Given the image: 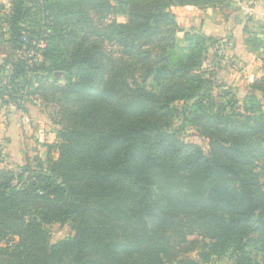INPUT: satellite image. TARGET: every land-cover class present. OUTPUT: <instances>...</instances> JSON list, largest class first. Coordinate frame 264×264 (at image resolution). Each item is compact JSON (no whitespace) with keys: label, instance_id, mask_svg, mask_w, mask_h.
<instances>
[{"label":"trees","instance_id":"obj_1","mask_svg":"<svg viewBox=\"0 0 264 264\" xmlns=\"http://www.w3.org/2000/svg\"><path fill=\"white\" fill-rule=\"evenodd\" d=\"M220 1L14 0L0 103L27 110L25 95H37L62 129L47 159L0 167V264H208L188 257L195 249L264 264V78L236 100L217 77V49L204 68L217 40L172 11ZM34 40L46 46L31 65ZM175 118L209 153L179 137ZM55 223L74 234L50 244Z\"/></svg>","mask_w":264,"mask_h":264},{"label":"rangeland","instance_id":"obj_2","mask_svg":"<svg viewBox=\"0 0 264 264\" xmlns=\"http://www.w3.org/2000/svg\"><path fill=\"white\" fill-rule=\"evenodd\" d=\"M226 2L227 0L220 1V3ZM111 16V18H115L119 23H127L128 21L127 16L123 14L114 13ZM176 19L177 21L178 19H181L180 13L176 15ZM179 25L182 29L186 30L181 24ZM179 37L183 38V33H180ZM230 46V41H228L227 39L217 40L216 45L213 49H210V52L207 55V61L205 63L204 68L213 69L212 67L214 51L217 49L216 51H218L219 53V59L217 60L219 67L216 69L217 77L221 82L225 83V85L227 86L225 91L229 89V91L236 100L243 102L247 96L253 94V91L251 90L250 86L255 82V80L264 78V72H262L260 77L253 80L251 84H248L249 75L247 72H244V69L246 67L240 65L241 63L239 62L230 60L228 56H226L231 49ZM109 49L112 53L118 55L119 49L117 47L110 46ZM56 76H60V80H62V75L56 74ZM60 84H63V82L61 81ZM31 97H36L39 103L34 104L30 99ZM27 100V110L23 111V113H25L26 115L25 122L23 121V118L20 117V112H17V110L13 109V105H7L6 107L5 105L0 106L1 168H8L17 171L18 169L25 167L28 164L35 165L36 157H41L44 160L47 159V155L49 152L47 146L58 145L56 131L62 129V126L57 124L60 118L57 115H54L58 108L55 107V105L53 106L52 104H49L50 106H47V104L44 103L42 98L37 95H29ZM36 106L39 107L37 108L38 111L30 115L28 109H31ZM14 122L15 126L17 124L16 128L19 129L18 132L14 131L12 127L10 129V126L13 125ZM7 129H9L10 132H7ZM173 129H179V137L183 141L194 142L205 153H209V140L206 139L205 136L200 134L198 128L189 124L183 125L181 119L175 118ZM52 151L53 158H57L58 152L56 148ZM256 172L260 174V180L262 183H264V169L259 166L256 169ZM47 230L50 233V244H54L59 240H62L74 234L69 224L61 225L55 223L48 226ZM194 240L203 241V238H199L198 236L188 237V241ZM185 247L187 248L188 245H185ZM201 253V249H195L194 251H191L188 254V257L203 262H208V264H234V261L230 258V256H223L219 259L216 257H212L208 260H204V258H201L199 256Z\"/></svg>","mask_w":264,"mask_h":264},{"label":"crops","instance_id":"obj_3","mask_svg":"<svg viewBox=\"0 0 264 264\" xmlns=\"http://www.w3.org/2000/svg\"><path fill=\"white\" fill-rule=\"evenodd\" d=\"M13 2L14 0H0V41L1 33L8 39V32L3 30L6 26L2 21L10 14ZM172 10L176 15L181 14L179 24L187 31H201L209 38L230 41L231 49L226 56L246 67L244 72L249 75L248 84L264 72V0H227L215 7L200 9L185 6L174 7ZM14 53L15 57L19 55L18 52ZM4 56L0 48V59ZM37 108L39 107L29 108L30 115L36 113ZM11 127L14 131H19L15 122L10 129ZM8 131L10 132L9 129Z\"/></svg>","mask_w":264,"mask_h":264},{"label":"built area","instance_id":"obj_4","mask_svg":"<svg viewBox=\"0 0 264 264\" xmlns=\"http://www.w3.org/2000/svg\"><path fill=\"white\" fill-rule=\"evenodd\" d=\"M38 1H40V2H42L43 0H38ZM7 27H4L3 28V30L5 31V32H7V29H6ZM27 42V41H26ZM45 46H46V44H45V42H44V40H34L33 41V43H32V47H34V48H31V49H29L28 51H26V53L25 54H23V57L25 58V59H29V64H36L38 61H40L41 60V55H42V53H43V51H44V49H45ZM1 60L2 59H0V64H1ZM2 77L0 76V79H1ZM28 99V96L26 95L25 96V100L22 102V107H26V104H27V100ZM31 99V101L34 103V104H38L39 102H38V100H37V98L35 97H31L30 98ZM0 106H2V104L0 103ZM6 107V106H5ZM13 109L14 110H17V112L19 111L20 112V117L21 118H23V121L25 122V113H23V111L24 110H22V108H16L15 106H13Z\"/></svg>","mask_w":264,"mask_h":264}]
</instances>
